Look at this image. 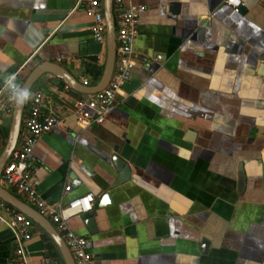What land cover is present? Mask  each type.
Here are the masks:
<instances>
[{
    "label": "crops",
    "instance_id": "crops-1",
    "mask_svg": "<svg viewBox=\"0 0 264 264\" xmlns=\"http://www.w3.org/2000/svg\"><path fill=\"white\" fill-rule=\"evenodd\" d=\"M238 1L235 12L224 0H125L138 63L102 126H77L72 102L85 96L61 80L36 84L44 112L63 121L35 147L37 192L53 206L93 196L68 225L94 264H264V0ZM91 27L78 0H0V87L43 63L94 85L86 66L102 74L106 48ZM113 156L131 177L99 208L117 178ZM43 233L33 223L29 264H59ZM0 264H19L4 226Z\"/></svg>",
    "mask_w": 264,
    "mask_h": 264
},
{
    "label": "built area",
    "instance_id": "built-area-1",
    "mask_svg": "<svg viewBox=\"0 0 264 264\" xmlns=\"http://www.w3.org/2000/svg\"><path fill=\"white\" fill-rule=\"evenodd\" d=\"M235 12L240 8L238 0H224ZM84 4L86 16L91 18L93 40L105 46V20L102 0H78ZM115 23V63L111 79L101 92L74 100L70 115L80 129L102 126L114 107L115 97L124 83L129 81L131 71L137 66L133 45L139 35L138 18L135 10L125 0H112ZM18 71L0 87V123L10 122L19 85L16 83ZM87 86V78H80ZM65 93L71 90L64 85ZM45 97L39 91L29 95L23 114L19 139L14 151L1 172V184L22 196L26 203L47 219L56 229L68 249L74 264H94V257L88 248V241L77 235L68 222L92 209L93 196L75 199L66 206H53L43 200L37 192L34 176V150L40 138L59 128L63 121L54 113L44 112ZM0 226L12 234L15 244V259L19 264H29L27 243L33 232V222L0 199ZM43 264H50L48 259Z\"/></svg>",
    "mask_w": 264,
    "mask_h": 264
},
{
    "label": "water",
    "instance_id": "water-1",
    "mask_svg": "<svg viewBox=\"0 0 264 264\" xmlns=\"http://www.w3.org/2000/svg\"><path fill=\"white\" fill-rule=\"evenodd\" d=\"M103 16L105 20V48L106 57L102 74L99 80L92 86H84L77 82L66 70L61 66L53 63H43L34 68L28 76L19 85L16 101L12 111L10 125L6 141L2 150L0 151V178L1 172L7 163L11 153L14 151L21 129V123L25 107L29 95L33 87L38 83L40 78L46 74H49L59 80H61L71 91L84 96H90L97 94L104 90L108 85L114 70L115 63V23L113 15L112 0H103ZM241 9L239 8L238 11ZM27 92L28 95L24 96L22 93ZM112 165L117 172V178L115 182L106 189L99 197V208L112 205V197L110 191L119 187L130 180L131 169L129 165L117 156L112 157ZM0 199L6 204L16 209L18 212L30 219L36 226L47 234L51 239L54 246L57 248L63 264H74L73 259L66 248L60 235L57 233L54 226L43 216H41L34 208L17 198L7 187L1 184L0 181ZM85 225L88 227L91 233L95 232L93 221L87 219Z\"/></svg>",
    "mask_w": 264,
    "mask_h": 264
},
{
    "label": "trees",
    "instance_id": "trees-1",
    "mask_svg": "<svg viewBox=\"0 0 264 264\" xmlns=\"http://www.w3.org/2000/svg\"><path fill=\"white\" fill-rule=\"evenodd\" d=\"M86 72L90 75V77L94 83L99 79L100 74H101L100 69H95L94 66H90V65L86 66ZM71 93L76 98H79L78 94L73 93V92H71ZM79 99H83V98H79ZM79 99H76V100H79ZM43 236H44L46 242L48 243L47 246L49 247V249H51L53 251V253H54L53 256L58 260L59 264H63L61 257H60V254H59L57 248L54 246L53 242L50 240V238L45 233H43Z\"/></svg>",
    "mask_w": 264,
    "mask_h": 264
},
{
    "label": "clouds",
    "instance_id": "clouds-1",
    "mask_svg": "<svg viewBox=\"0 0 264 264\" xmlns=\"http://www.w3.org/2000/svg\"><path fill=\"white\" fill-rule=\"evenodd\" d=\"M22 95H24V96H27V95H28V93H27V92H24V93H22Z\"/></svg>",
    "mask_w": 264,
    "mask_h": 264
},
{
    "label": "rangeland",
    "instance_id": "rangeland-1",
    "mask_svg": "<svg viewBox=\"0 0 264 264\" xmlns=\"http://www.w3.org/2000/svg\"><path fill=\"white\" fill-rule=\"evenodd\" d=\"M36 86H37V85H35V86L33 87L32 91H34V90H35ZM10 191H11V190H10Z\"/></svg>",
    "mask_w": 264,
    "mask_h": 264
}]
</instances>
